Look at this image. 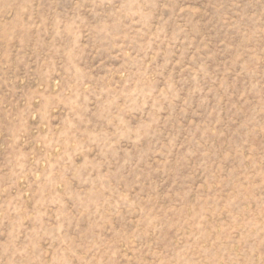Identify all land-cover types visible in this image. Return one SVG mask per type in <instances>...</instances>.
Wrapping results in <instances>:
<instances>
[{
  "label": "rangeland",
  "instance_id": "obj_1",
  "mask_svg": "<svg viewBox=\"0 0 264 264\" xmlns=\"http://www.w3.org/2000/svg\"><path fill=\"white\" fill-rule=\"evenodd\" d=\"M0 264H264V0H0Z\"/></svg>",
  "mask_w": 264,
  "mask_h": 264
}]
</instances>
